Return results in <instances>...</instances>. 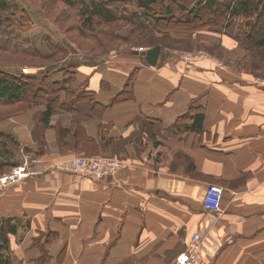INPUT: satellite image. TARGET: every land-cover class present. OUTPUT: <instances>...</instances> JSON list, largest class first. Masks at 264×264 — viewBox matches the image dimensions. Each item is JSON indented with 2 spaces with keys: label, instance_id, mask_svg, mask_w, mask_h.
Here are the masks:
<instances>
[{
  "label": "crops",
  "instance_id": "crops-1",
  "mask_svg": "<svg viewBox=\"0 0 264 264\" xmlns=\"http://www.w3.org/2000/svg\"><path fill=\"white\" fill-rule=\"evenodd\" d=\"M234 31L169 33L204 36V45L213 36L219 56L229 59L226 70L199 61L184 72L177 52L165 51L155 67L115 54L74 69L72 87L84 84L93 102L81 103L80 112H53L42 137L36 113L43 105L0 120V141L9 144L0 166L21 148L38 159L36 175L0 194V222L17 226L8 235L10 264H169L195 233L205 264H264V86L250 70L234 68L244 54ZM131 66L132 98L113 103ZM193 101L204 109L201 131L168 132ZM74 120L92 155L123 161L113 177L53 168L78 152L69 136L65 145L57 135ZM208 184L223 187L219 215L202 207Z\"/></svg>",
  "mask_w": 264,
  "mask_h": 264
},
{
  "label": "trees",
  "instance_id": "trees-1",
  "mask_svg": "<svg viewBox=\"0 0 264 264\" xmlns=\"http://www.w3.org/2000/svg\"><path fill=\"white\" fill-rule=\"evenodd\" d=\"M62 3V0H56ZM86 13L82 9V20L78 22V25L82 26L81 29L87 30L92 34V39L95 37L94 34L102 36L105 40L109 41L113 37H116L114 30V24L119 18L115 13L104 6L103 0H84ZM115 3H124L126 0H109ZM134 1V0H132ZM136 7L138 8L137 13L133 12L132 17L130 16L129 23L131 24L129 34L121 37V40H127L126 42H132L133 46L136 47L141 43H148L146 49L151 48L155 45L158 35L166 36L170 32H194L198 29L207 30L211 29L215 32H222L224 30L233 29L235 31L231 33L232 38L237 42L240 49L245 52V56L238 60L242 62L244 67L251 69L254 72L264 73V56L258 58L259 54H264V0H135ZM125 4V3H124ZM66 9H70L74 3H67L64 0ZM8 10V5L0 0V14ZM13 11L7 12L11 16H16ZM29 17V16H28ZM2 16L0 15V19ZM15 18V17H14ZM12 18L7 20L8 23L13 22L15 25L16 20ZM0 21V31L2 26H12L13 24H7ZM101 25L108 27V30L102 29ZM113 27V28H112ZM5 27V30L0 36H6L5 41L0 43L1 48L7 50L13 49L15 51L23 52L33 58L38 57L37 50L33 49L31 52L23 49L18 50L13 44L15 36L12 31ZM96 38V37H95ZM97 39V38H96ZM105 41V42H107ZM61 51V49H59ZM131 54V52L129 53ZM132 55V54H131ZM162 52L160 50L159 59H161ZM142 63L145 60L142 56H138ZM158 62V61H157ZM146 64V63H145ZM80 64H74L75 69ZM28 74V70L24 71V74H9L0 71V107L11 108L9 111H16L20 105L25 103L28 106H39L43 105L44 110L36 113L37 129L40 137H42L43 130L47 127L50 117L54 110H61L65 112H80L81 103L93 102V93L86 91L85 86L82 89L67 85L65 89L68 92L75 93L76 91L81 93L77 97L74 94H68V99H60V94L65 89L58 83H51L47 85L49 77L43 78L42 83H46L48 93H45V88L41 89L40 94L42 96L31 97L27 93V83L37 80L33 75ZM71 77V81L74 80V74ZM58 82V81H56ZM50 83V82H49ZM132 84V79L129 77L125 83V87L120 94H118L113 103L119 101H125L132 98V93L128 86ZM40 90V88H38ZM66 90V92H67ZM37 104H33L36 103ZM204 116V109L201 104L193 101L187 107L186 111L176 119V121L170 125L166 130L171 132L178 131H197L200 132L202 129V120ZM77 127V128H75ZM74 128L68 127V129H57L58 140L63 144V138L69 136L71 141L70 147L75 149V154H93L95 148L91 145V141L88 138H84V130L76 125ZM7 138V137H5ZM84 138V139H83ZM11 144L13 142L10 140ZM2 148L0 147V155L4 152L3 148L9 147L6 142L0 141ZM4 143V144H2ZM43 144V140H39V145ZM69 144V142H68ZM78 146H80L78 148ZM34 156V155H33ZM36 156V155H35ZM34 156V157H35ZM16 162L13 161L11 165L0 166V174L3 168L13 167ZM11 166V167H10ZM15 224H11V219L1 220L0 222V264H10L8 251H9V240L8 235H16Z\"/></svg>",
  "mask_w": 264,
  "mask_h": 264
},
{
  "label": "rangeland",
  "instance_id": "rangeland-1",
  "mask_svg": "<svg viewBox=\"0 0 264 264\" xmlns=\"http://www.w3.org/2000/svg\"><path fill=\"white\" fill-rule=\"evenodd\" d=\"M1 1L8 5L9 11H5L0 14L2 16L0 21L5 23V20L7 22V20H11L15 17L14 19L16 20L17 24L15 25L13 22H7V24L12 23L13 25L9 27L4 25L1 27V29L4 31L5 27H7L9 29L8 31H12L13 36H15V39L17 40L13 46L18 48V50L23 49V51L28 50L31 52L33 49H35L37 50L39 56L33 58L27 54H24L23 52L15 51L13 49L7 50L6 48L0 47V71L9 74H24V70H28V74L25 75H33L37 79L27 83L28 87L26 91L31 97L39 95L42 96L40 92L41 89L44 88L45 93H48L49 90L46 86L48 84L51 85V83H58L57 87L61 85L63 89H65L67 85H74L73 81L70 80L71 77H73L74 64H101L106 60H110V57L115 54H121L122 57H129V53L132 50L135 49L138 51H145L147 50L146 47L149 45L148 43H141L140 45L134 47L132 42L127 43V40H121V37L129 34L131 27V24L129 23L130 16L132 17L133 12L137 13L138 11V8L134 2L135 0H126V2H124L125 4L103 0V2H105L104 6L115 13L119 18V20H117L114 24L116 37H113L109 41L105 40L102 36L97 35V33L94 34L97 39L95 37L90 39L93 33L90 34V32L86 29L82 31V26L78 25V22L82 20L84 14L88 13V11L85 9L84 0H65L67 3H74L72 7L69 6L70 9L68 10L64 5V0H62L63 4L57 2L56 0ZM81 9L86 13L82 14ZM10 11H13L12 13H15L16 16L13 17L10 13H7ZM75 19L78 22L75 21ZM101 27L102 29L106 28L105 25H101ZM233 29H235V27H233ZM106 30H108V27ZM207 31L215 32L211 29L207 30L206 28L196 30L198 33H208ZM185 33L192 34V32ZM158 37L159 39H157L155 43H158L163 47H167L162 49L164 51L162 53L163 57L167 55L165 51L168 52L169 56H171L174 52H177L174 54V58L176 56L179 58L181 55H185L193 58L195 62H212L215 68L218 67L219 70H226L227 67L230 66V64L227 62L229 59L226 60L225 58H221L219 56V50L217 48L218 44L216 39L212 38L213 36H210V42H208L206 45L201 42V40L204 38L206 39L204 36H198V38L195 39L196 41L198 40L197 42H194L195 40L190 38L185 39V36L181 37L180 35L172 36L168 34L162 37L158 35ZM5 39V35L0 36V43L5 41ZM168 48L170 49L168 50ZM59 49H61V51H59ZM243 56H245V52ZM262 56H264V54H259L258 58ZM242 57L240 56L239 58L241 59ZM235 63L236 61L234 62L233 66L236 70H250L251 74L254 75L252 81H255V83L259 84V82L264 81V73L254 72L251 69L244 68L241 65L237 66ZM134 68L135 66H131L125 77H131L132 83L136 79V70H134ZM104 69H108L106 65ZM117 70L119 71L120 69L117 68ZM45 76L47 78L49 77L50 80L48 81L47 85L46 83H42V79L45 78ZM76 85H79V89H82L85 86L82 83ZM38 88H40V90H38ZM66 90L67 89L64 90V94H60L62 99H68V94H74L77 97L79 95L77 93H81V91L78 92L79 90L75 93L68 92V90L66 92ZM33 104H37V102ZM30 107L31 106H28V108ZM28 108L26 107L25 103L15 108L16 111H9L11 108L2 106L0 107V120L6 117L14 116L15 114L21 112H25ZM63 112L65 111L58 109L54 110V114H63ZM76 125H78L76 120H74V122H70L71 129ZM21 149L25 150L24 148ZM79 154H82L85 157H104L102 155H87L84 153ZM13 156H9L6 161L10 163L16 161V165H18L20 162L17 159H19V156L21 155L18 156L16 153V157L15 155ZM110 159L122 161L116 158ZM9 170L10 169L2 171L0 176L6 174ZM13 185L15 184L4 186L0 184V194L8 187H12Z\"/></svg>",
  "mask_w": 264,
  "mask_h": 264
},
{
  "label": "built area",
  "instance_id": "built-area-1",
  "mask_svg": "<svg viewBox=\"0 0 264 264\" xmlns=\"http://www.w3.org/2000/svg\"><path fill=\"white\" fill-rule=\"evenodd\" d=\"M183 65V71L196 63L189 56L181 55L179 57ZM26 71V70H24ZM264 86V81L259 82ZM21 163L10 168V170L0 176V184L12 185L16 184L29 176L36 175L34 167L38 164V159L25 151L20 150ZM123 162L115 159L104 157H85L82 154H73L65 157L53 165L54 169L71 173L79 177L101 180L106 177H113L122 167ZM223 187L218 184H208L205 188L202 207L204 210L221 214V201L223 198ZM200 236L195 233L186 242L184 251L180 252L169 264H205L198 256L200 247Z\"/></svg>",
  "mask_w": 264,
  "mask_h": 264
},
{
  "label": "water",
  "instance_id": "water-1",
  "mask_svg": "<svg viewBox=\"0 0 264 264\" xmlns=\"http://www.w3.org/2000/svg\"><path fill=\"white\" fill-rule=\"evenodd\" d=\"M160 53V46L155 45L145 51L132 50V55H140L144 58L146 65L155 67L157 65L158 57Z\"/></svg>",
  "mask_w": 264,
  "mask_h": 264
}]
</instances>
